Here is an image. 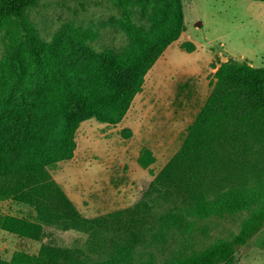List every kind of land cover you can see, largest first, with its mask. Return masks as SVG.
Listing matches in <instances>:
<instances>
[{
	"label": "trees",
	"instance_id": "trees-1",
	"mask_svg": "<svg viewBox=\"0 0 264 264\" xmlns=\"http://www.w3.org/2000/svg\"><path fill=\"white\" fill-rule=\"evenodd\" d=\"M39 2L0 0V200L28 211L0 215V228L41 240L49 225L89 233L119 226L135 242L144 227L154 228L147 201L87 218L47 165L73 156L82 121L94 117L113 123L126 114L147 71L183 30L182 0H102L128 41L101 49L94 34L73 23L43 36L29 17ZM169 3L175 4L174 16L162 18ZM148 157L146 149L140 163L147 165ZM263 163L264 67L232 57L215 71L212 90L180 148L153 181V189L175 202L155 219L163 232L183 226L188 215L245 210L248 215L232 238H218L184 259L162 264H232L236 247L264 224V205L253 213V168L258 174ZM81 262L73 249L45 243L36 255L20 250L8 260L0 257V264Z\"/></svg>",
	"mask_w": 264,
	"mask_h": 264
},
{
	"label": "rangeland",
	"instance_id": "rangeland-1",
	"mask_svg": "<svg viewBox=\"0 0 264 264\" xmlns=\"http://www.w3.org/2000/svg\"><path fill=\"white\" fill-rule=\"evenodd\" d=\"M108 6L102 0H40L29 17L47 38L56 28L73 23L97 37V48H118L128 37L110 20ZM181 6L183 30L147 71L126 114L113 123L94 117L82 121L73 156L47 165L85 217H101L145 200L154 215L152 231L144 227L131 242L128 230L119 226L89 233L49 225L41 240L0 228L1 258L8 260L20 250L36 255L45 243L73 249L81 264H162L239 231L248 210L206 218L188 215L183 226L161 232L155 218L175 202L152 184L180 148L221 62L233 57L264 67V0H182ZM160 13L172 19L175 4ZM191 45L194 49L188 51ZM2 52L0 34V56ZM146 149L152 159L142 165L139 157ZM259 169L257 174L253 168V213L264 205V163ZM6 213L24 216L28 211L10 199L0 200V215ZM232 264H264V224L236 247Z\"/></svg>",
	"mask_w": 264,
	"mask_h": 264
}]
</instances>
